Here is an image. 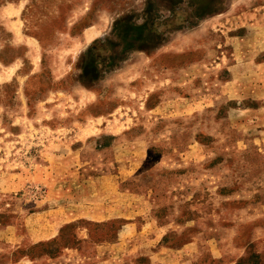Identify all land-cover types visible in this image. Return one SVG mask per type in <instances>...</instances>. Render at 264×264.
Wrapping results in <instances>:
<instances>
[{"label": "rangeland", "instance_id": "rangeland-1", "mask_svg": "<svg viewBox=\"0 0 264 264\" xmlns=\"http://www.w3.org/2000/svg\"><path fill=\"white\" fill-rule=\"evenodd\" d=\"M25 255L264 264V0H0V262Z\"/></svg>", "mask_w": 264, "mask_h": 264}, {"label": "crops", "instance_id": "crops-1", "mask_svg": "<svg viewBox=\"0 0 264 264\" xmlns=\"http://www.w3.org/2000/svg\"><path fill=\"white\" fill-rule=\"evenodd\" d=\"M121 211V210H120ZM112 207L104 208L101 210H96V207L93 206V209H86L81 214V217L87 218L92 221H103L104 219L114 218L118 216V214L113 215ZM43 214V215H42ZM47 214V213H46ZM71 213H64L62 211H58V215H55V218L46 217L44 213L35 214L30 213L25 216V225L27 227V234L29 244H35L39 241L49 239L55 236L58 232V229L62 224L70 220ZM48 215V214H47ZM80 216V215H79ZM41 218L42 220L38 219ZM129 226V225H128ZM128 226L125 224L120 227L119 235H122ZM38 259H32L27 255L22 256V258L18 260H7L4 262H0V264H36Z\"/></svg>", "mask_w": 264, "mask_h": 264}]
</instances>
